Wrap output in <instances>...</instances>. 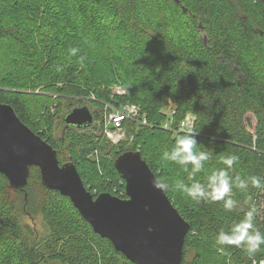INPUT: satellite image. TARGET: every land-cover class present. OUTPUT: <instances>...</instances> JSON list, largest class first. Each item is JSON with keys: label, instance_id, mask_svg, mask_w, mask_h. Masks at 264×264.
Wrapping results in <instances>:
<instances>
[{"label": "trees", "instance_id": "1", "mask_svg": "<svg viewBox=\"0 0 264 264\" xmlns=\"http://www.w3.org/2000/svg\"><path fill=\"white\" fill-rule=\"evenodd\" d=\"M118 85L126 93L117 94ZM0 102L57 150L61 164L76 165L94 197L126 198L115 160L140 151L190 223L181 264L264 260V246L250 259L241 248L215 244L218 231L252 207L264 233V187L234 189L238 207L229 212L222 202H196L176 190L177 180L190 183L188 172L163 159L192 114L196 150L211 156L197 180L226 168L221 157L236 155L228 169L234 179L264 182V0H0ZM109 103L137 105L150 125L127 121L125 138L112 144L101 132ZM82 106L93 124L66 125L64 117ZM37 215L43 231L32 222ZM50 261L135 264L69 197L44 186L39 167H30L23 189L0 173V264Z\"/></svg>", "mask_w": 264, "mask_h": 264}, {"label": "water", "instance_id": "2", "mask_svg": "<svg viewBox=\"0 0 264 264\" xmlns=\"http://www.w3.org/2000/svg\"><path fill=\"white\" fill-rule=\"evenodd\" d=\"M65 123L89 126L94 115L87 106L74 108ZM40 168L47 189L70 198L100 236L135 264H181L190 223L165 191L153 185L155 173L140 151H125L115 168L125 180L126 198L109 192L96 197L73 162L61 164L57 150L27 126L14 108L0 102V173L12 187L23 189L30 167Z\"/></svg>", "mask_w": 264, "mask_h": 264}, {"label": "clouds", "instance_id": "3", "mask_svg": "<svg viewBox=\"0 0 264 264\" xmlns=\"http://www.w3.org/2000/svg\"><path fill=\"white\" fill-rule=\"evenodd\" d=\"M77 51L78 49L73 48L71 54L75 55ZM196 145L195 132L188 128L185 134L176 138L171 149L163 153L165 161L181 165L188 172L187 180L190 183L177 180L174 184V188L186 197L196 202H222L224 209L231 212L238 207V202L233 198L234 189L246 191L249 183L254 188L264 187V182L259 177L252 176L243 179L237 176L234 179L229 174L228 169H231L239 159L236 155L221 157V161L226 168L206 174L203 182L197 180V174L204 171L205 164L211 156L205 151L196 150ZM153 185L162 191H167L169 188L166 182L158 179L153 181ZM255 214L256 209L252 207L239 222L232 224L227 229L221 228L216 235L215 244L221 248L225 246L241 248L252 259L264 246V233L256 229L254 225ZM252 264H256L254 259H252Z\"/></svg>", "mask_w": 264, "mask_h": 264}, {"label": "built area", "instance_id": "4", "mask_svg": "<svg viewBox=\"0 0 264 264\" xmlns=\"http://www.w3.org/2000/svg\"><path fill=\"white\" fill-rule=\"evenodd\" d=\"M116 93L122 95L126 93V90L117 88ZM130 120L137 121L141 124L150 125L147 118L140 113L139 107L135 104H125L120 108H117L110 103L106 104L101 132L109 142L116 145L125 138L127 134V125H125V122ZM194 121L195 117L192 114H187L185 121L181 123V130L186 131L188 128L192 129ZM99 124L101 125L100 121ZM162 126L166 129L171 128L172 119L164 122ZM93 154L99 157V149H95ZM262 262H264V260L260 261L258 264H262Z\"/></svg>", "mask_w": 264, "mask_h": 264}, {"label": "rangeland", "instance_id": "5", "mask_svg": "<svg viewBox=\"0 0 264 264\" xmlns=\"http://www.w3.org/2000/svg\"><path fill=\"white\" fill-rule=\"evenodd\" d=\"M118 88H122V89H125L123 86H121V85H118L117 86ZM126 90V89H125ZM171 103V102H170ZM246 119L247 120H249L252 124H253V126H255L256 125V117L254 116V114L253 113H248L247 115H246ZM126 123H127V121L125 122V125H126ZM28 221H31L32 219H33V221L32 222H34V224H35V226L39 229V231H43V227H42V223H41V216L40 215H37V216H35L34 218H29V217H27L26 218ZM44 264H60L58 261H50V262H48V263H44Z\"/></svg>", "mask_w": 264, "mask_h": 264}, {"label": "flooded vegetation", "instance_id": "6", "mask_svg": "<svg viewBox=\"0 0 264 264\" xmlns=\"http://www.w3.org/2000/svg\"><path fill=\"white\" fill-rule=\"evenodd\" d=\"M67 125V124H66ZM90 126V125H89ZM125 198V197H124Z\"/></svg>", "mask_w": 264, "mask_h": 264}]
</instances>
